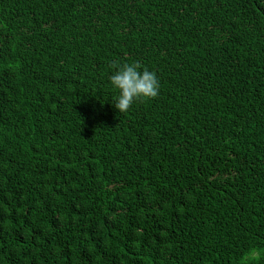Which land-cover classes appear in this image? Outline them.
Listing matches in <instances>:
<instances>
[{
  "label": "trees",
  "instance_id": "trees-1",
  "mask_svg": "<svg viewBox=\"0 0 264 264\" xmlns=\"http://www.w3.org/2000/svg\"><path fill=\"white\" fill-rule=\"evenodd\" d=\"M0 264H264V0H0Z\"/></svg>",
  "mask_w": 264,
  "mask_h": 264
},
{
  "label": "clouds",
  "instance_id": "clouds-1",
  "mask_svg": "<svg viewBox=\"0 0 264 264\" xmlns=\"http://www.w3.org/2000/svg\"><path fill=\"white\" fill-rule=\"evenodd\" d=\"M110 67L113 69L109 76L110 85L119 93L114 107L120 113H126L138 101L158 96L160 82L156 73L142 67L141 63L113 61Z\"/></svg>",
  "mask_w": 264,
  "mask_h": 264
}]
</instances>
